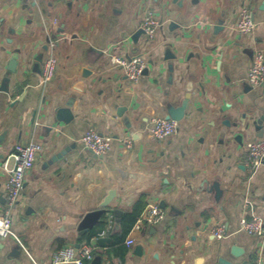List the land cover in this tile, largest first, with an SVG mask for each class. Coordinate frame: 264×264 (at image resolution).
Listing matches in <instances>:
<instances>
[{"label":"crops","instance_id":"obj_1","mask_svg":"<svg viewBox=\"0 0 264 264\" xmlns=\"http://www.w3.org/2000/svg\"><path fill=\"white\" fill-rule=\"evenodd\" d=\"M245 6L255 25L241 33ZM148 11L160 20L152 37L140 31ZM51 42L57 71L43 85ZM258 50L264 0H0V213L9 208L2 162L16 144L42 146L9 209L0 264H52L79 242L91 244L90 264H264L259 238L235 232L249 215L246 198L264 220V165L251 177L244 164L248 140L264 139V84L247 80ZM113 56L144 57L140 80ZM182 107L178 133L154 137L152 117ZM89 128L111 135L112 149H84ZM139 200L144 209L160 203L165 217L121 237ZM221 223L234 233L217 239L211 230Z\"/></svg>","mask_w":264,"mask_h":264},{"label":"built area","instance_id":"obj_2","mask_svg":"<svg viewBox=\"0 0 264 264\" xmlns=\"http://www.w3.org/2000/svg\"><path fill=\"white\" fill-rule=\"evenodd\" d=\"M159 21L160 20L156 18L153 12L148 11L141 23V29L148 36L152 37L156 28L159 26ZM237 23L238 31L241 33L250 32L255 25L253 10L247 6L243 7L240 11ZM54 45L55 44L51 42V50L43 60L41 71V83L43 85L50 83L55 77L57 71L58 61L52 51ZM111 61L119 65L124 70L127 78L134 83H137L140 80L147 67V60L141 56H134L131 58L113 56ZM247 78L248 83L253 87L264 84L263 51L258 50L255 52ZM150 131L154 137H157V139H166L178 133L179 121L176 120V118L172 119L164 116H153L151 119ZM112 140L113 137L111 135L101 133L94 128H89L81 137V144L84 149L97 156H102L112 149ZM122 142L127 147H131L132 145V141L129 138H123ZM41 147L42 146L39 143L34 141H30L28 144H16L8 158L2 162V169L8 173L7 183H5L4 187V196L7 199L9 208L3 213H0V241L5 235L7 236L8 233H13V219L10 215L9 209L18 201L21 189L24 186V183H26L25 180L27 173L34 166ZM244 164L251 177L258 172V169L261 166L264 165V139L248 140L246 143ZM245 202L249 207V215L241 217L238 229L235 232L245 231L248 234L255 235L259 238L260 246L258 248V256L260 260V257L264 252V220L255 212L256 208H254V203L251 199L246 198ZM165 214L166 211L163 205L158 202L149 203L143 210L142 214L137 218L133 229L139 230L144 225H153L163 219ZM105 232L106 230L103 229L99 236H104ZM211 233L217 239H223L233 234L234 231H230L227 225L221 223L218 226L213 227ZM126 242L128 246H131L135 242V239L130 237ZM92 250L91 244L83 243L79 246L78 254L76 255L74 247H63L54 253L52 264H67L73 261H78L82 264H90L94 259ZM117 261H119V259H117Z\"/></svg>","mask_w":264,"mask_h":264},{"label":"water","instance_id":"obj_3","mask_svg":"<svg viewBox=\"0 0 264 264\" xmlns=\"http://www.w3.org/2000/svg\"><path fill=\"white\" fill-rule=\"evenodd\" d=\"M140 31L142 32L143 30L142 29H140ZM8 69L12 72H15L16 71V64H15V61L14 60H12L11 62H10V64H9V66H8ZM183 114H184V109H183V107L182 108H180V109H171L170 111H169V114L166 116L167 118H172V119H175L176 118V120H179V119H181L182 117H183ZM263 118V117H262ZM262 118L261 119H258L256 122L258 123V124H262ZM2 138H3V136H1L0 137V140H2ZM66 150H63L61 153H59L58 155H57V157H60V156H62V155H64V154H66ZM214 187L216 188V189H219V188H217L218 187V184L216 183L215 185H214ZM100 214H103V211H97L95 214H94V216L93 217H91V223L90 224H94L95 222H96V218L98 217V216H100ZM88 225V224H87ZM83 227H86V225H85V221H84V224H83ZM94 227V225L93 226H89L88 228H86L84 231H83V233H85V232H89L90 231V229H92ZM82 237V236H81ZM80 237V238H81ZM107 241H109V239L108 238H106V237H104V238H100L99 239V242L100 243H105V242H107ZM79 246H80V242L79 243H76V245L74 246V248H75V253H76V255L78 254V249H79ZM231 250H232V253L235 255V256H239V255H241L242 253H243V249L241 248V247H239L238 245H233L232 246V248H231ZM93 264H100V261H93ZM231 264V263H230Z\"/></svg>","mask_w":264,"mask_h":264},{"label":"trees","instance_id":"obj_4","mask_svg":"<svg viewBox=\"0 0 264 264\" xmlns=\"http://www.w3.org/2000/svg\"><path fill=\"white\" fill-rule=\"evenodd\" d=\"M136 204V203H135ZM145 205L143 203L142 200H139L137 202L136 205L133 206V208L126 212L123 217H122V233H121V237H124L126 234H128V232L130 231V229L133 227V225L136 223L137 221V217L139 216V214L142 212V210L144 209ZM107 224V220H103L99 223V227L103 228L105 225ZM97 230L93 229L92 234H97Z\"/></svg>","mask_w":264,"mask_h":264}]
</instances>
